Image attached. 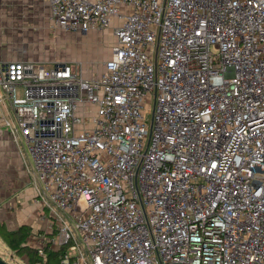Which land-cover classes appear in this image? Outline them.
Instances as JSON below:
<instances>
[{"label":"built area","instance_id":"obj_1","mask_svg":"<svg viewBox=\"0 0 264 264\" xmlns=\"http://www.w3.org/2000/svg\"><path fill=\"white\" fill-rule=\"evenodd\" d=\"M42 1L50 30L114 38L90 75L0 63L43 194L92 264H264V0ZM59 222L34 264L47 247L86 264Z\"/></svg>","mask_w":264,"mask_h":264},{"label":"crops","instance_id":"obj_2","mask_svg":"<svg viewBox=\"0 0 264 264\" xmlns=\"http://www.w3.org/2000/svg\"><path fill=\"white\" fill-rule=\"evenodd\" d=\"M36 23L40 25L39 31H49V8L42 0H0V63L33 62L49 68L55 63L66 62L63 58L55 57V54L48 60L46 33L41 36L40 42L28 44L22 40L21 27L28 25L26 30L32 28L34 32L38 27ZM43 41L47 45L43 51L40 50L41 46L40 49L34 47ZM41 52H44V56H41ZM4 98L0 89V227L9 232L27 227L29 233L24 245L36 250L45 239H52L49 235L54 234L61 217L55 216L54 211L51 218L45 214L47 205L38 196L40 191L36 182L39 181L32 160L27 148L22 149L19 145L21 136L16 129L14 113ZM29 161L32 170H29ZM3 242L0 238V243L6 246ZM19 257L23 264L27 263L26 254Z\"/></svg>","mask_w":264,"mask_h":264},{"label":"rangeland","instance_id":"obj_3","mask_svg":"<svg viewBox=\"0 0 264 264\" xmlns=\"http://www.w3.org/2000/svg\"><path fill=\"white\" fill-rule=\"evenodd\" d=\"M42 20V18L40 19ZM27 21L25 20V23ZM38 26L34 32L31 30H26L28 25H24L21 27L22 31V40L24 42L30 44L32 42H40L41 36L46 33L45 40L48 41V60L51 55L55 54V57L63 58L66 62H71L72 66H75L76 69L82 71L86 75H90L91 73L101 72L103 63L110 56V49L113 45L114 38L112 35V30L106 29L102 32H91L89 34H80L71 31H63V30H54L49 29L48 32L39 31L40 25L39 23L35 24ZM42 31V32H41ZM46 43L43 41L41 44H36L34 47L44 50V46ZM51 45V48L49 47ZM44 56V52H41ZM3 96L4 93L2 91ZM5 99V98H4ZM9 109V108H8ZM10 111V109H9ZM11 112V111H10ZM15 130V129H13ZM19 145L22 149H25L23 140L19 139ZM29 170H32L31 161L28 162ZM36 185L39 187V197L44 200L46 203L45 214L51 218V212L54 211V215H60L63 222L67 223L69 228L72 231V234L75 238V241L78 245L80 253L86 264H92L91 259L88 254V249L80 242L77 231L74 227L73 222L67 218L65 214L61 211L57 210L54 205L50 202V200L43 195V185L41 182H36ZM57 213V214H56ZM57 230V229H56ZM51 234V238L55 235ZM2 240V239H1ZM3 241V240H2ZM4 243V242H3ZM5 244V243H4ZM0 258L7 262L8 264H23L21 258L17 255L13 256V252H11L5 245L0 243Z\"/></svg>","mask_w":264,"mask_h":264},{"label":"trees","instance_id":"obj_4","mask_svg":"<svg viewBox=\"0 0 264 264\" xmlns=\"http://www.w3.org/2000/svg\"><path fill=\"white\" fill-rule=\"evenodd\" d=\"M28 228L23 226L16 232H9L0 227V238L4 241L6 246L13 252L14 255L21 256L26 254L28 264H34L40 260L37 250L25 246V241L28 236ZM47 258V264L57 263L58 253L51 250H44Z\"/></svg>","mask_w":264,"mask_h":264},{"label":"water","instance_id":"obj_5","mask_svg":"<svg viewBox=\"0 0 264 264\" xmlns=\"http://www.w3.org/2000/svg\"><path fill=\"white\" fill-rule=\"evenodd\" d=\"M0 264H8V263L0 258Z\"/></svg>","mask_w":264,"mask_h":264}]
</instances>
